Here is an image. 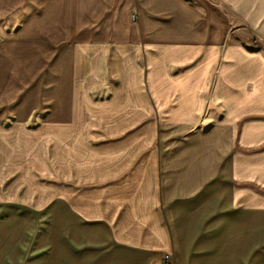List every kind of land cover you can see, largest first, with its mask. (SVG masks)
Wrapping results in <instances>:
<instances>
[{
  "label": "crops",
  "instance_id": "0c3cea01",
  "mask_svg": "<svg viewBox=\"0 0 264 264\" xmlns=\"http://www.w3.org/2000/svg\"><path fill=\"white\" fill-rule=\"evenodd\" d=\"M3 160L0 264H264V0H0Z\"/></svg>",
  "mask_w": 264,
  "mask_h": 264
},
{
  "label": "rangeland",
  "instance_id": "374dc122",
  "mask_svg": "<svg viewBox=\"0 0 264 264\" xmlns=\"http://www.w3.org/2000/svg\"><path fill=\"white\" fill-rule=\"evenodd\" d=\"M245 30V29H244ZM246 38L254 42L253 34L247 31ZM214 106L210 105L209 109L205 112V123L211 122L213 115L217 114L218 111L214 112L212 110ZM8 150V148H4ZM16 161H6L1 162L0 168V216L13 214L17 211H22L24 206L26 208L27 204H33L35 199L40 197L38 194H44V199L58 198V178L59 175L48 176L43 173L37 174H25L19 175L20 167L15 163ZM46 183L47 185L51 184V187L47 189H40L42 186L41 182ZM264 186L261 185L260 194L264 196ZM52 189V191H49ZM47 190V191H45ZM6 208V209H5ZM7 219L0 220V248H5L11 243L13 235L7 231V223H4ZM11 245V244H10Z\"/></svg>",
  "mask_w": 264,
  "mask_h": 264
},
{
  "label": "built area",
  "instance_id": "2783aa9c",
  "mask_svg": "<svg viewBox=\"0 0 264 264\" xmlns=\"http://www.w3.org/2000/svg\"><path fill=\"white\" fill-rule=\"evenodd\" d=\"M255 41H254V43H255ZM165 262H166V264H168V258H167V256L165 257Z\"/></svg>",
  "mask_w": 264,
  "mask_h": 264
}]
</instances>
